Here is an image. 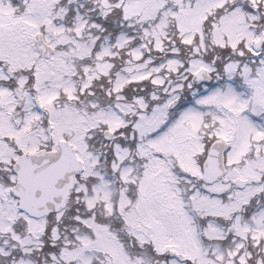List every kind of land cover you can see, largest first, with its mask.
I'll use <instances>...</instances> for the list:
<instances>
[{
    "label": "snow or ice",
    "instance_id": "snow-or-ice-1",
    "mask_svg": "<svg viewBox=\"0 0 264 264\" xmlns=\"http://www.w3.org/2000/svg\"><path fill=\"white\" fill-rule=\"evenodd\" d=\"M0 264H264V0H0Z\"/></svg>",
    "mask_w": 264,
    "mask_h": 264
}]
</instances>
